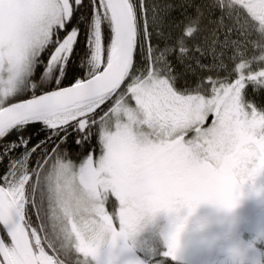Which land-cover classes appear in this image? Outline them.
<instances>
[{"label": "snow or ice", "instance_id": "snow-or-ice-1", "mask_svg": "<svg viewBox=\"0 0 264 264\" xmlns=\"http://www.w3.org/2000/svg\"><path fill=\"white\" fill-rule=\"evenodd\" d=\"M261 94L264 0H0V264H105L146 217L231 210Z\"/></svg>", "mask_w": 264, "mask_h": 264}, {"label": "rangeland", "instance_id": "rangeland-1", "mask_svg": "<svg viewBox=\"0 0 264 264\" xmlns=\"http://www.w3.org/2000/svg\"><path fill=\"white\" fill-rule=\"evenodd\" d=\"M118 207L117 202L116 212ZM185 217L179 250L172 259L166 255L168 238L176 223ZM153 235L160 236L165 250L152 248ZM123 248L130 264H165L162 257L181 264H264V174L241 186L231 210L208 204L203 210L196 208L190 216L187 209H182L179 213L160 212L144 218L135 236L119 241L113 253Z\"/></svg>", "mask_w": 264, "mask_h": 264}, {"label": "trees", "instance_id": "trees-1", "mask_svg": "<svg viewBox=\"0 0 264 264\" xmlns=\"http://www.w3.org/2000/svg\"><path fill=\"white\" fill-rule=\"evenodd\" d=\"M249 92L251 93V89L249 88ZM255 99H257L259 102L261 103H264V94H261L259 97H253ZM14 138V137H13ZM38 140V137H33V142H36ZM75 159V157H73ZM78 162V161H77ZM4 171V168L3 166H0V173H2ZM208 205V203H206L205 205H201L199 206L197 209L199 210H203L204 208H206ZM116 208H117V202L114 200L113 197H110L109 198V203L106 205V210L109 212V214H112V213H115L116 212ZM117 223V226H118V221L116 222ZM124 256V252H119V253H113L111 255H104L103 256V259L105 262H108L110 259L116 263L117 261H119L121 259V257ZM163 259H166L164 260V263L165 264H181V263H177V262H174L168 258H165V257H162ZM76 260H77V257L76 256H71L69 258V264H76ZM162 260V259H161Z\"/></svg>", "mask_w": 264, "mask_h": 264}, {"label": "flooded vegetation", "instance_id": "flooded-vegetation-1", "mask_svg": "<svg viewBox=\"0 0 264 264\" xmlns=\"http://www.w3.org/2000/svg\"><path fill=\"white\" fill-rule=\"evenodd\" d=\"M145 228H147V229H151V227H145ZM152 241H151V245H152V248L153 247H157V249H160V248H162L163 250H165L164 249V247H163V245L165 246V243L163 242V240H161V238H160V236H156V235H153L152 237ZM161 240V241H160ZM166 247V246H165ZM126 248V247H125ZM125 248H123L122 250H121V252H124L125 250ZM151 248V249H152ZM120 252V253H121ZM117 253H119V252H117ZM126 257L127 256H122L121 257V259L119 260V261H117L116 263L117 264H130L129 262H128V260L126 259Z\"/></svg>", "mask_w": 264, "mask_h": 264}, {"label": "clouds", "instance_id": "clouds-1", "mask_svg": "<svg viewBox=\"0 0 264 264\" xmlns=\"http://www.w3.org/2000/svg\"><path fill=\"white\" fill-rule=\"evenodd\" d=\"M185 227H186V226H185ZM185 227H184V229L180 232V235H179V245H180L181 236H182V234L184 233Z\"/></svg>", "mask_w": 264, "mask_h": 264}]
</instances>
